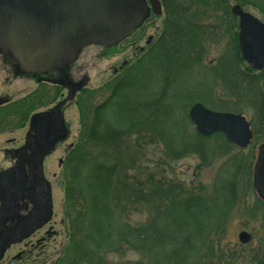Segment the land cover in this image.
<instances>
[{
    "label": "trees",
    "instance_id": "obj_1",
    "mask_svg": "<svg viewBox=\"0 0 264 264\" xmlns=\"http://www.w3.org/2000/svg\"><path fill=\"white\" fill-rule=\"evenodd\" d=\"M172 2L175 8L166 12L159 56L144 67L129 68L128 86L113 104L117 116L129 118H111L113 107L95 109L88 94L81 97L77 141L65 152L60 176L67 241L57 264H234L238 259L224 248L223 240L238 204L234 180L246 174L250 182L252 154L245 157L221 133L202 136L191 129L190 118H178L179 122L168 118L173 107L168 94L184 70L207 68L214 87L223 77L230 97L218 101L211 97L210 105L241 113L254 102L258 115L252 121L253 148L264 142V72L252 70L244 61L238 17L231 11L234 2L244 10L257 9L264 18V0ZM213 46L236 55L221 56L215 66L204 65ZM158 82L167 87L160 89L161 96L153 87ZM154 148L160 149L163 164L195 155L200 168L233 149L239 151L212 185H187L141 170L139 159ZM144 212L146 220L136 219ZM129 254L139 259H121Z\"/></svg>",
    "mask_w": 264,
    "mask_h": 264
},
{
    "label": "flooded vegetation",
    "instance_id": "obj_2",
    "mask_svg": "<svg viewBox=\"0 0 264 264\" xmlns=\"http://www.w3.org/2000/svg\"><path fill=\"white\" fill-rule=\"evenodd\" d=\"M159 1L161 13L153 0H0V264H49L50 246L66 234L67 223L64 211L60 221L55 219L47 160L71 146H66L72 136L67 113L76 108L80 114L82 96L88 94L95 109L113 107L111 118H129L117 116L113 104L128 86L129 68L144 67L150 58L159 56L160 40L167 31L166 12L175 8L172 0ZM91 48L97 50L96 58L115 61L106 73L99 74L102 85L97 89L89 86L88 76H77L76 66ZM223 55L235 56L236 52L223 51ZM218 59L210 64L218 65ZM244 61L252 70L264 72ZM218 80L224 87L223 77ZM160 86L167 88L153 84L158 96ZM253 104L247 107L254 114L252 121L258 115ZM50 135L54 143L44 146ZM262 143L252 149L251 188L256 200L264 203L253 185ZM63 163L59 159L61 169ZM254 210L252 220L260 215L264 221V212ZM257 235L263 252L264 223L252 230V243ZM66 241L65 235L52 264L62 257ZM252 263H264V254L253 255Z\"/></svg>",
    "mask_w": 264,
    "mask_h": 264
},
{
    "label": "rangeland",
    "instance_id": "obj_3",
    "mask_svg": "<svg viewBox=\"0 0 264 264\" xmlns=\"http://www.w3.org/2000/svg\"><path fill=\"white\" fill-rule=\"evenodd\" d=\"M232 6L235 4L231 2ZM231 6V7H232ZM246 10L259 19L264 21L262 15L253 7H248ZM95 48L88 49L81 59L78 62L77 76H88L90 79L89 86L91 88H99L102 85V80L99 78V74L106 73L108 69L115 64L114 60H106L102 57L96 58ZM223 54V48L221 47H212V49L207 53L204 58V65H210V63L215 62ZM216 64V63H215ZM214 66V64L212 65ZM184 73L181 75V80L174 83V86L171 87V94L169 95L170 103H172L171 114L168 118H173L176 122H179L178 118H187L189 115L191 107L200 102L203 103L206 107L212 110L217 108L210 105L211 102L209 99L213 97L214 100L220 99H229L228 92L221 85L217 84L215 87L214 78L211 76V72L204 67H197V69L184 70ZM184 75V76H183ZM144 81V80H143ZM162 86H160V89ZM213 88V89H211ZM213 91V93H211ZM212 94V95H211ZM203 100V101H202ZM99 102V101H98ZM205 102L209 103L206 104ZM193 104V105H191ZM191 105V107H190ZM188 109V115L186 110ZM244 113L249 121H252L253 112L246 108ZM80 114L76 108H72L67 113V119L71 123L72 136L66 142V146L73 145L77 141V133L80 129ZM191 129H195L194 124L190 126ZM255 141L251 146L242 151L245 157H248L252 154V149ZM239 150L233 149L229 155L218 159L209 167L200 168V160L197 156L191 155L185 158H181L172 163L163 164L160 162V149H147L144 154L145 157L139 159L141 170H151L150 172H158L163 178L174 179L176 181L185 182L187 185H196L198 182H202L206 185H212L215 183L219 175L222 176V166L229 160L231 156L237 154ZM65 153L58 151L54 156L50 157L47 160L46 164V175L48 179L53 184V199H54V211L56 221H60L63 217V201H64V192L60 186V176L62 169L59 167V159L65 157ZM221 168V169H220ZM220 170V172H219ZM252 171V169H251ZM196 173V176H195ZM56 175V176H55ZM160 177V176H159ZM249 177L246 174L241 175L240 177L235 178V187L238 188L239 198L237 206L232 210L231 215L226 224V234L223 240V244L228 250H233L236 259L234 264H253L252 257L253 255L263 256L264 251L260 252L259 246L261 245V236L257 235L255 241L252 243V230H259L262 228L264 221L260 215H256V220H252V209L255 207V212L257 214L264 212V204L256 200V197L251 188V178L249 182ZM147 213H143L136 217L139 221H144L147 218ZM66 220V217H65ZM256 221V222H253ZM67 223V221H66ZM63 228L65 233H67V228ZM56 229L61 230L60 226H55ZM261 230V229H260ZM246 233L250 235V241L248 243H243L240 240V235ZM257 233V232H256ZM65 235L63 234L62 238H58L56 241L53 240V243L50 246L48 251V261L49 264H52L58 256V248L62 241H65ZM17 250V249H15ZM51 256L53 259H51ZM122 260L139 259L137 254H129L128 256L121 258Z\"/></svg>",
    "mask_w": 264,
    "mask_h": 264
},
{
    "label": "water",
    "instance_id": "obj_4",
    "mask_svg": "<svg viewBox=\"0 0 264 264\" xmlns=\"http://www.w3.org/2000/svg\"><path fill=\"white\" fill-rule=\"evenodd\" d=\"M153 1L159 8L160 12L158 11V13H161L160 1ZM232 13L239 18V42L244 59L249 63H253L257 69H263L264 22L252 13L245 11L239 4L233 6ZM189 115L197 132L205 137L222 133L229 143L236 145L240 149H246L252 143L253 131L251 124L243 114L212 110L203 103L198 102L192 106ZM65 134H67L66 127ZM52 140L50 135L48 140H46L47 144L44 146H51L54 143V140ZM46 182L49 185L48 197L51 200V186L48 181ZM253 185L258 195L264 200V143L259 146ZM240 240L243 243H248L250 235L243 233L240 235Z\"/></svg>",
    "mask_w": 264,
    "mask_h": 264
}]
</instances>
